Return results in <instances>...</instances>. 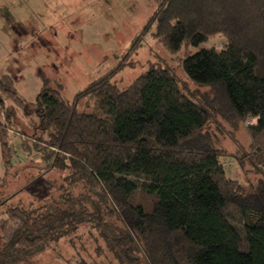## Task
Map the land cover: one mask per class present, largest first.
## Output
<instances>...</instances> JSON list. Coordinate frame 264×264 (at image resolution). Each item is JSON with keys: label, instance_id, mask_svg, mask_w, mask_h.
I'll return each instance as SVG.
<instances>
[{"label": "trees", "instance_id": "obj_1", "mask_svg": "<svg viewBox=\"0 0 264 264\" xmlns=\"http://www.w3.org/2000/svg\"><path fill=\"white\" fill-rule=\"evenodd\" d=\"M156 2L149 23L156 22L155 35L170 53L215 35L226 39L218 50L186 53L181 68L209 87L206 105L223 120H254L246 127L249 151L238 159L264 174V0ZM120 69L92 80L71 101L43 84L31 107L9 75L0 76V105L9 99L25 115L33 112L44 145L33 149L47 171H66L57 194L38 175L0 199L2 206L26 191L42 200L33 209H3L0 264H29L83 224L117 264H264V180L247 191L226 177L221 150L204 129L209 113L169 70L152 67L120 89L111 82ZM85 97L94 109L79 113ZM5 134L0 129L1 179L16 155Z\"/></svg>", "mask_w": 264, "mask_h": 264}, {"label": "rangeland", "instance_id": "obj_2", "mask_svg": "<svg viewBox=\"0 0 264 264\" xmlns=\"http://www.w3.org/2000/svg\"><path fill=\"white\" fill-rule=\"evenodd\" d=\"M156 6V0H0V76L8 74L17 94L31 107L43 84L71 101L78 91L116 65H121V69L112 76L111 82L120 89L128 87L152 67L167 69L180 89L206 108L210 118L204 129L213 136L214 146L221 150L219 161L226 177L248 191L250 185L264 180V174L256 172L248 158L238 159L249 151L246 127L254 120L236 123L223 120L206 105L209 87L192 81L181 68V59L186 53L218 50L226 39L215 35L197 46L170 53L155 35L156 22L149 23ZM93 109V100L86 97L77 105L79 113ZM11 110L8 120L6 114ZM36 124L33 112L25 115L11 100L5 99L3 106L0 105V129L16 149L12 166L1 179L0 145V199L12 195L38 175L53 187L50 194H57L55 185L66 187L62 181L66 171L60 175L55 170L47 171L48 165L33 149L34 144L44 147L38 141L41 135ZM22 145L28 150H21ZM78 191L74 187L73 192ZM41 201L26 191L18 193L0 206V222L6 218L3 212L6 205L19 203L33 209ZM29 264L117 262L90 224H83L69 236L51 243Z\"/></svg>", "mask_w": 264, "mask_h": 264}]
</instances>
